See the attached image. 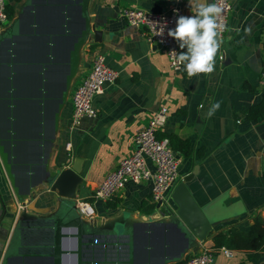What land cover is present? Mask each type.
<instances>
[{"label": "crops", "instance_id": "obj_1", "mask_svg": "<svg viewBox=\"0 0 264 264\" xmlns=\"http://www.w3.org/2000/svg\"><path fill=\"white\" fill-rule=\"evenodd\" d=\"M230 1L233 10L229 29L219 36L222 44L215 57V71L210 76L198 74L190 78L186 72L171 71L165 51L150 44L143 29L129 25L121 15L125 8L164 13L176 0H90L91 25L103 36L100 42L91 40L83 47L72 92L88 75L99 54L105 56L107 66L119 78L95 97L98 117L84 119L73 131L69 129L71 93L61 115L51 172L55 175L69 169L85 154L77 202L91 203L97 221L120 217L163 219L175 211L173 206L153 205L151 182L130 183L109 202L94 199L105 177L133 154L137 132L163 106L168 107L169 114L158 132L191 142V156H181V171L184 180L197 168L195 185H191L196 201L203 208L214 205L218 216L231 215L228 222L214 228V233L227 231L230 226L248 232L256 216L264 219V120L252 122L244 115L264 99L260 84L264 67V0ZM182 2L186 16H191L189 0ZM200 2L211 4L213 0ZM8 3V11L16 14L20 3ZM215 103L220 108L209 118L208 111ZM68 143L73 146L71 153L66 150ZM43 185L27 199V212L37 216H49L59 205L57 193ZM22 211L0 162V264ZM204 243L213 248L211 238ZM232 252L231 258L219 253L215 264H252L244 253ZM258 264H264V254Z\"/></svg>", "mask_w": 264, "mask_h": 264}, {"label": "water", "instance_id": "obj_2", "mask_svg": "<svg viewBox=\"0 0 264 264\" xmlns=\"http://www.w3.org/2000/svg\"><path fill=\"white\" fill-rule=\"evenodd\" d=\"M90 0H26L0 34V162L23 211L2 264H175L206 242L217 225L214 205L201 207L194 172L172 193L168 218L88 221L77 207L85 154L53 175L51 156L80 54L103 36L91 25ZM48 184L59 205L49 216L26 210Z\"/></svg>", "mask_w": 264, "mask_h": 264}, {"label": "built area", "instance_id": "obj_3", "mask_svg": "<svg viewBox=\"0 0 264 264\" xmlns=\"http://www.w3.org/2000/svg\"><path fill=\"white\" fill-rule=\"evenodd\" d=\"M224 11L221 21L225 28L220 33L225 35L229 29V23L233 6L230 0H213ZM182 0H176L175 5L167 12L152 13L140 8H125L122 17L129 25L142 28L146 40L150 44L160 46L166 53L171 71L186 72L184 64L175 62V56L180 54L181 49L177 41L168 35V30L175 29L179 16H186ZM8 0H0V34L12 23L8 13ZM166 24V26H165ZM224 58L221 57V60ZM119 74L106 64L105 56L99 54L95 57L92 69L88 75L78 83L72 92V117L69 129H77L86 118L95 119L98 111L94 107V99L101 95L107 86L117 82ZM264 92V67L260 80ZM169 110L163 106L151 118L149 124L140 129L134 138L135 150L131 156L123 159L117 169L110 172L94 192V199L109 202L116 197L130 183L142 184L151 182V198L157 208L172 206V193L176 186L183 180L181 171V157L172 148L168 139H160L157 133L168 118ZM66 150L71 153L72 143L66 145ZM149 164H152L153 168ZM77 207L80 215L88 221H97L93 205L87 201H78ZM219 253L227 258L233 256V252L221 248L216 251L212 247L200 243L186 259L175 264H215Z\"/></svg>", "mask_w": 264, "mask_h": 264}, {"label": "clouds", "instance_id": "obj_4", "mask_svg": "<svg viewBox=\"0 0 264 264\" xmlns=\"http://www.w3.org/2000/svg\"><path fill=\"white\" fill-rule=\"evenodd\" d=\"M189 6L193 14L179 16L175 29L168 30V35L181 49L178 56H175V50L172 53L176 63L184 64L190 78L198 74L210 76L215 71V57L222 44L219 36L225 28L220 22L224 9L217 3L206 4L200 0H189ZM219 108V103L213 104L208 117Z\"/></svg>", "mask_w": 264, "mask_h": 264}, {"label": "trees", "instance_id": "obj_5", "mask_svg": "<svg viewBox=\"0 0 264 264\" xmlns=\"http://www.w3.org/2000/svg\"><path fill=\"white\" fill-rule=\"evenodd\" d=\"M23 1L17 0L19 3ZM8 13L11 18H14L15 14L11 10ZM244 115L252 122L264 120V99L248 109ZM157 136L160 139H168L172 148L180 157L191 156L192 145L189 140L182 139L175 134H160L158 132ZM210 238L214 250L218 251L224 247L230 251L242 252L247 256L249 263L258 264L264 254V219L261 216H256L248 232L241 231L236 226H230L227 231H218L212 234Z\"/></svg>", "mask_w": 264, "mask_h": 264}, {"label": "rangeland", "instance_id": "obj_6", "mask_svg": "<svg viewBox=\"0 0 264 264\" xmlns=\"http://www.w3.org/2000/svg\"><path fill=\"white\" fill-rule=\"evenodd\" d=\"M25 1H26V0H24L22 3H20V4L18 5V9H17V11H16V14H15L14 18H17V17H18L19 12H20V10H21L23 4L25 3ZM71 93H72V88H71L70 91H69V96H68L67 102H68V100H69V98H70V96H71ZM67 102H66V104H65V106H64V109H65V107H66V105H67ZM63 111H64V110H63ZM56 143H57V141H56ZM54 158H55V147H54L53 152H52L51 161H50L51 163L53 162ZM41 186H42V185H41ZM41 186H40V187H41ZM46 187H49V185H48V184H44L42 188H46Z\"/></svg>", "mask_w": 264, "mask_h": 264}]
</instances>
